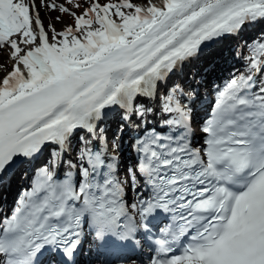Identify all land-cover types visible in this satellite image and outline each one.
I'll return each instance as SVG.
<instances>
[{
  "label": "snow or ice",
  "instance_id": "snow-or-ice-1",
  "mask_svg": "<svg viewBox=\"0 0 264 264\" xmlns=\"http://www.w3.org/2000/svg\"><path fill=\"white\" fill-rule=\"evenodd\" d=\"M260 24L264 0H0V191L32 177L0 264L86 243L88 264H264V35L208 104L176 82Z\"/></svg>",
  "mask_w": 264,
  "mask_h": 264
},
{
  "label": "bare ground",
  "instance_id": "bare-ground-1",
  "mask_svg": "<svg viewBox=\"0 0 264 264\" xmlns=\"http://www.w3.org/2000/svg\"><path fill=\"white\" fill-rule=\"evenodd\" d=\"M253 29L254 28H251L248 31L253 30ZM250 37H253V36L252 35L248 36V37L244 38L243 41H246V39H248ZM223 46H224V44H223ZM237 46L240 47L239 44H237ZM246 47L247 46L244 44L242 46L243 50L246 49ZM218 48H221V46L214 48V52H216V50ZM236 52H237V48H236ZM216 55L221 56L222 51L220 49L217 50ZM217 61H218V63H214V66H213L211 73L208 75H205V76L198 73L199 69H196L195 71L192 69L198 65L197 64L198 61H197L195 64H192V65L185 68L184 72L186 73V76H187L186 78H180V76H179V79L177 78L176 81H181L180 82V84H181L182 80L185 82L188 79L186 81V84H184V85H189V86L194 85L198 89L199 94L204 98V103L208 104V102H210L211 99L213 98L214 91L218 87L223 86V84L229 79L230 74L238 73V72H230V74H229V70L235 71L240 66H242V63H245V62H243L244 59L241 58L240 55L239 56L233 55L227 61H222L221 58H217ZM3 62H4V58L0 60V63H3ZM3 72H4V70L0 69V74H3ZM184 85L182 84V86H184ZM112 127H113V129L115 128V126H112ZM195 127H196V125H195ZM130 142H131L130 140H126L125 144H130ZM121 159L125 164V162H127V161L134 160V156L130 150L126 149L125 152L122 153ZM27 181H28V179L24 178V175L23 176H16L11 181L10 185H7L3 188V190L0 192V203H3L2 205L0 204V209H2V211H4V208L12 205L11 198L16 195L17 190L21 186H24ZM89 250H91V252ZM92 252H93V245L86 244L84 256L86 254H90ZM84 256L82 257V259H84ZM84 262H85V264H88V261L84 260Z\"/></svg>",
  "mask_w": 264,
  "mask_h": 264
},
{
  "label": "rangeland",
  "instance_id": "rangeland-1",
  "mask_svg": "<svg viewBox=\"0 0 264 264\" xmlns=\"http://www.w3.org/2000/svg\"><path fill=\"white\" fill-rule=\"evenodd\" d=\"M58 2H59V0H58ZM82 2H83V0H82ZM102 2H105V0H102ZM138 2H143V0H142V1H138ZM42 15H44V14L42 13ZM50 15L54 17V16L57 15V14H56V13H51ZM64 19H65L66 23H70V22H71V21H70V18H68V17H64ZM44 22H45L46 25L50 23L49 17L46 16V15H44ZM56 27H57L58 30H60V29L62 28V26H61L60 24H56ZM259 32H260V33H259ZM254 33H255V35H252L253 37H250V38L246 39V41H248L249 43H251L252 40L257 39V38L260 37L261 35H264V29H262V30H260V31L258 30V31L254 32ZM243 39H244V38H243ZM241 41H243V40H241ZM244 42H245V41H244ZM244 42H241V44H245ZM238 48L240 49L239 46H237V50H238ZM235 52H236V48H235V50H234V53H235ZM242 57H244V56L242 55ZM3 58H4V56H3L2 54H0V60L3 59ZM197 64H198V65H197L196 67L192 68L194 71L200 67L199 65H200L201 63L199 62V63H197ZM190 70H191V69H190ZM4 73H5V72H3V74H0V78L3 77ZM186 77H187V76H186Z\"/></svg>",
  "mask_w": 264,
  "mask_h": 264
},
{
  "label": "trees",
  "instance_id": "trees-1",
  "mask_svg": "<svg viewBox=\"0 0 264 264\" xmlns=\"http://www.w3.org/2000/svg\"><path fill=\"white\" fill-rule=\"evenodd\" d=\"M137 1H139V0H133V2H137Z\"/></svg>",
  "mask_w": 264,
  "mask_h": 264
}]
</instances>
